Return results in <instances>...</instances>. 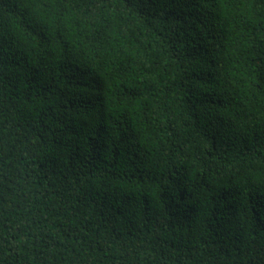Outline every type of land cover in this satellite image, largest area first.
I'll list each match as a JSON object with an SVG mask.
<instances>
[{"label": "trees", "instance_id": "obj_1", "mask_svg": "<svg viewBox=\"0 0 264 264\" xmlns=\"http://www.w3.org/2000/svg\"><path fill=\"white\" fill-rule=\"evenodd\" d=\"M0 264H264V0H0Z\"/></svg>", "mask_w": 264, "mask_h": 264}]
</instances>
